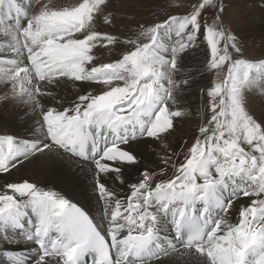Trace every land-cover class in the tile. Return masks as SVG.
<instances>
[{
    "label": "snow or ice",
    "instance_id": "1",
    "mask_svg": "<svg viewBox=\"0 0 264 264\" xmlns=\"http://www.w3.org/2000/svg\"><path fill=\"white\" fill-rule=\"evenodd\" d=\"M151 2L0 0V264H264V53Z\"/></svg>",
    "mask_w": 264,
    "mask_h": 264
},
{
    "label": "bare ground",
    "instance_id": "2",
    "mask_svg": "<svg viewBox=\"0 0 264 264\" xmlns=\"http://www.w3.org/2000/svg\"><path fill=\"white\" fill-rule=\"evenodd\" d=\"M235 3H237V9H238V24L243 27H252L255 29H264V0H233ZM64 3L70 4L74 3L75 0H63ZM234 4V3H233ZM138 6V5H137ZM123 9V8H122ZM237 11V10H235ZM236 15V14H235ZM236 17V16H235ZM236 19V18H235ZM237 25V24H236ZM252 25V26H251ZM243 29V28H242ZM251 29V28H250ZM75 89L69 88L67 90L68 95H73ZM190 104L189 107H192V105H195L196 107H199V100H197L196 95H192L190 98ZM253 106L260 110L261 104L258 101V99L253 100ZM18 113L15 110H9L6 112H0V127H7V128H14L16 117ZM201 122V116L200 114L193 110L192 111V117L187 118V123L182 124L181 128L177 130V133L175 132L172 137L169 138L168 141H170L174 145L182 144L179 139L180 135H186V137H191V130L196 128L197 125ZM19 131H25L24 129H19ZM179 132V133H178ZM156 147V146H153ZM21 174H16L15 176L8 177L9 181L16 182L19 180ZM28 175V174H24ZM75 202V201H74ZM83 206V205H81Z\"/></svg>",
    "mask_w": 264,
    "mask_h": 264
},
{
    "label": "rangeland",
    "instance_id": "3",
    "mask_svg": "<svg viewBox=\"0 0 264 264\" xmlns=\"http://www.w3.org/2000/svg\"><path fill=\"white\" fill-rule=\"evenodd\" d=\"M194 2H195V0H175V4L177 6L185 5V6L190 7V5ZM224 2L226 4L225 18L227 20L231 21L232 26L239 31V34L241 35V37L243 38V40L245 42L248 54L253 55V56H260L261 53H264V29L259 30V28L255 29L252 27H250L251 28L250 29L248 27L240 26V24H238V20H237L238 19V16H237V13H238L237 3H238V1H237V3H235L233 0H224ZM116 7L122 13H124L126 15L137 16V17H148L151 15L153 10L158 11V9L154 8V4L151 2V0H140V3L135 8V10H133L131 12L126 11V4L117 3ZM262 7L264 8V6H262ZM235 10H237V11H235ZM141 22H143V21H141ZM117 27H119V26H117ZM132 27L135 28L136 25L134 24V25H132ZM106 30L113 32L114 34L116 33V29H113V28H107ZM98 55L101 57L102 62H108L112 58L107 52L98 53ZM200 59L202 60V57ZM205 77L206 78L203 81H201V84L207 83L208 80L212 79V77L209 76L208 74H205ZM196 91L198 92V87L196 88ZM196 97L198 100L197 95H196ZM199 104H200V102H199ZM195 105H197V104H195ZM191 117H192V115L188 118H191ZM176 133H177V131H176ZM178 136H179L180 142H183L185 140L191 141V139H192V135H191V137L190 136L186 137V135H180V134ZM168 140H165L164 143H169ZM174 146H175L174 144L170 143V149Z\"/></svg>",
    "mask_w": 264,
    "mask_h": 264
}]
</instances>
